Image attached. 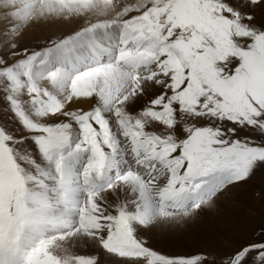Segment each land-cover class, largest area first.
<instances>
[{
  "label": "snow or ice",
  "instance_id": "1",
  "mask_svg": "<svg viewBox=\"0 0 264 264\" xmlns=\"http://www.w3.org/2000/svg\"><path fill=\"white\" fill-rule=\"evenodd\" d=\"M258 174L264 0H0V264H264Z\"/></svg>",
  "mask_w": 264,
  "mask_h": 264
},
{
  "label": "rangeland",
  "instance_id": "2",
  "mask_svg": "<svg viewBox=\"0 0 264 264\" xmlns=\"http://www.w3.org/2000/svg\"><path fill=\"white\" fill-rule=\"evenodd\" d=\"M254 184L259 187L264 185V174H258L255 178H254ZM257 208L261 207V205L256 204L255 205Z\"/></svg>",
  "mask_w": 264,
  "mask_h": 264
}]
</instances>
